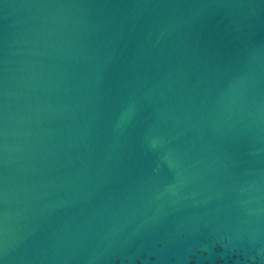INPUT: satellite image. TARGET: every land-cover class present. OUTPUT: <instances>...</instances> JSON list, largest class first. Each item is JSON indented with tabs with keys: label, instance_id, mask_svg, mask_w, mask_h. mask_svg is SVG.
I'll return each instance as SVG.
<instances>
[{
	"label": "water",
	"instance_id": "water-1",
	"mask_svg": "<svg viewBox=\"0 0 264 264\" xmlns=\"http://www.w3.org/2000/svg\"><path fill=\"white\" fill-rule=\"evenodd\" d=\"M0 264H264V0H0Z\"/></svg>",
	"mask_w": 264,
	"mask_h": 264
}]
</instances>
